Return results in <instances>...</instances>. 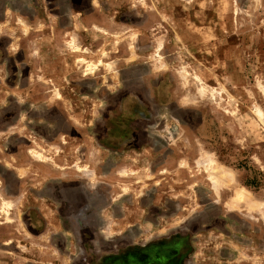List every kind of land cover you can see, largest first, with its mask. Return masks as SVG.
<instances>
[{
    "label": "crops",
    "instance_id": "crops-1",
    "mask_svg": "<svg viewBox=\"0 0 264 264\" xmlns=\"http://www.w3.org/2000/svg\"><path fill=\"white\" fill-rule=\"evenodd\" d=\"M132 1L0 0V264H72L74 259L78 264H177L181 259L177 247H170L171 232L164 240L146 228L156 224L144 214L157 208L145 199L153 195L148 189L156 190L154 184L124 178L139 170L125 162L132 157L129 149L114 151V144L95 133L97 115L112 104L113 68L120 82L124 68L144 63L150 51L162 48L157 40L162 20L183 18L179 11H162L160 0H152L151 12L133 10L144 0ZM185 15L218 17L204 10ZM93 83L99 89L90 90ZM97 146H113L109 150L117 163L101 175L93 166L79 170L80 158L96 161ZM82 147L87 151L81 153ZM134 148L137 154L140 147ZM158 173L151 171L148 179L155 183ZM96 174L100 178L93 181ZM100 185L108 187L110 200L99 207L98 223H83L75 210L85 213L86 205L105 197ZM126 193L136 199L131 207L125 204L128 212L117 220L124 222L122 229L137 227L136 241L119 238L124 230L112 226L106 213ZM78 194L85 203L72 198Z\"/></svg>",
    "mask_w": 264,
    "mask_h": 264
},
{
    "label": "rangeland",
    "instance_id": "rangeland-1",
    "mask_svg": "<svg viewBox=\"0 0 264 264\" xmlns=\"http://www.w3.org/2000/svg\"><path fill=\"white\" fill-rule=\"evenodd\" d=\"M150 1L132 8L151 12ZM159 2L162 11L176 10L183 18L162 20L157 35L162 48L157 51L156 46L144 63L124 68L120 82L113 68L108 89L114 91L112 104L104 115H97V138L114 144V151L129 149L132 157L125 162L139 170L124 178L156 187L149 186L153 195L145 199L157 208L144 213L155 217L156 224L146 228L164 240L167 232L173 234L170 247H177L181 257L177 264H264V0ZM200 10L218 17L185 15ZM133 146L140 147V155ZM97 149L96 161L83 162L82 157L79 165L93 166L101 175L118 160L106 146ZM151 171L159 172L155 183L148 179ZM97 174L93 181L100 178ZM98 190L103 200L85 204V213L75 210L82 213L83 223H98L99 207L110 200L108 187L100 185ZM239 190L247 191L246 203L237 200ZM134 196H119L115 208L106 211L110 224L124 230L119 238L130 241L137 240V227L122 229L124 222L118 223L117 217L124 218L125 204L131 207ZM72 198L86 200L84 194Z\"/></svg>",
    "mask_w": 264,
    "mask_h": 264
},
{
    "label": "bare ground",
    "instance_id": "bare-ground-1",
    "mask_svg": "<svg viewBox=\"0 0 264 264\" xmlns=\"http://www.w3.org/2000/svg\"><path fill=\"white\" fill-rule=\"evenodd\" d=\"M93 68H94V67H93L92 65H91V67H89L90 70H92ZM199 79H200V78H199ZM198 81H199V80H198ZM200 82H201V81H200ZM215 95H216V94H215ZM259 111H260V109H259ZM259 111H258V113L260 114ZM258 117H259V119L261 118L260 115H259ZM262 119H263V118H262ZM33 155H34L35 157H37V158L40 157V155H37V154L34 153V152H33ZM207 157H208V156H207ZM211 157H212V156H211ZM204 162H205V161H204ZM200 163H201V161H200ZM214 163H215V162H214ZM216 163H217V162H216ZM196 164H197V163H196ZM213 165H214V164H213ZM215 165H216V164H215ZM216 168H217V167H216ZM218 168H219V167H218ZM88 169H89V168H87V167H84V168H83L82 166H81V167L79 166V170H83V171H86V172H87ZM219 169H220V168H219ZM206 173H207V172H206ZM219 173H220V172H219ZM223 173H224V171H223ZM224 174H226V173H224ZM227 174H228V173H227ZM222 175H223V174H222ZM223 176H224V175H223ZM220 177H221V175H220ZM232 179H233V178H232ZM224 180H225V179H224ZM232 182H233V181H232ZM227 184H228V183H227ZM229 184H230V183H229ZM221 185H223V184H221ZM225 185H226V184H225ZM218 190H219V189H218ZM246 195H247V191H245V190H239V191H238V194H237V200H238V201H242L243 198H244ZM248 195H249V193H248ZM247 198H248V196H247ZM251 199H252V198H251ZM244 200H245V198H244ZM244 200H243V201H244ZM245 201H246V200H245ZM245 201H244V202H245ZM5 202H6V201H5ZM251 202H253V201H251ZM245 203H246V202H245ZM3 204H4V203H3ZM251 204H253V203H251ZM7 205H8V204H7ZM3 206H4V205H3ZM231 206H232V205H231ZM6 211H7V210H6Z\"/></svg>",
    "mask_w": 264,
    "mask_h": 264
}]
</instances>
